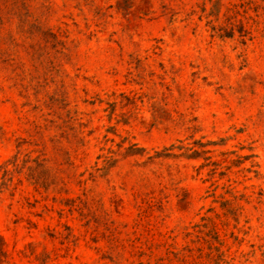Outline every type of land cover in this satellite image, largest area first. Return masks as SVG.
Listing matches in <instances>:
<instances>
[{"label": "rangeland", "instance_id": "obj_1", "mask_svg": "<svg viewBox=\"0 0 264 264\" xmlns=\"http://www.w3.org/2000/svg\"><path fill=\"white\" fill-rule=\"evenodd\" d=\"M0 264H264V0H0Z\"/></svg>", "mask_w": 264, "mask_h": 264}]
</instances>
